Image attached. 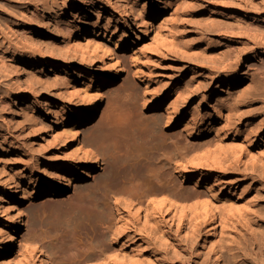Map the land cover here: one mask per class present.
<instances>
[{"label":"rangeland","instance_id":"obj_1","mask_svg":"<svg viewBox=\"0 0 264 264\" xmlns=\"http://www.w3.org/2000/svg\"><path fill=\"white\" fill-rule=\"evenodd\" d=\"M46 1L44 8L37 0H0V173L3 170L14 171L24 165L22 160L28 158L44 155L49 162L65 159L64 149L69 151L71 147L55 140L56 131L51 126L53 113L59 108L76 110L79 106L74 98H69L75 74L70 69L67 70L69 75L61 70L65 61L77 67L89 64L82 61L73 48L74 41L68 37L67 28L76 31L75 26L80 27L81 38L86 41L92 38L106 41L113 30L112 23H116L115 19L110 22L106 27L107 33L103 34L108 18L106 13L98 10L97 0L84 5L86 11L75 8L83 0ZM129 6L131 21H127V26L132 46L119 52L123 74L104 90L105 97L94 122L78 135L81 143L92 145L99 156L95 173L79 186H69L54 197L23 200L21 232L12 242L7 255L8 264H18L23 251L33 246L40 249L51 264H99L92 257L99 255L106 246L117 254V258L113 255L109 261L118 259L126 264L137 261H142L141 264H215V250L221 255V264H228L231 261L227 249L240 245L249 250L254 248L250 242L252 239L257 241L264 237V221H260L264 220V0H129ZM34 11L39 23H32L29 18ZM98 12L99 18L96 16ZM241 13L245 14L242 20L239 19L243 16ZM141 17L150 25L144 36L142 27L134 25ZM93 24L100 27L99 34L98 31L85 34ZM37 25L41 27L37 28ZM22 28L29 31L25 36L16 31ZM115 34L120 35L121 31ZM170 37L179 43L181 49L199 54L182 56L176 53L168 46ZM229 39L235 41L232 49L227 46ZM49 41L58 48L67 49V52H55L58 66L47 69L34 67L33 72L41 77L40 84L28 86L27 74L32 67L19 64L7 48L18 45L37 58L39 49L45 50L43 45L39 48L36 44L48 45ZM133 48L139 58L136 65L144 70L140 80L135 75L137 68L132 62ZM143 54L152 56V64H146ZM228 63H232L231 68H228ZM248 64H251L250 70ZM91 65L100 71L101 59H94ZM148 66L152 72L149 76ZM228 69L233 83L228 93H222V98L217 99L218 83L224 79ZM145 78L164 102L172 100L174 83H181L187 97L182 109L184 118L204 98L206 104L200 108L203 114L209 112L216 116L215 107L221 104L222 117H230L239 124V137L227 140L233 139L253 148L261 158L252 161L243 157L239 164L216 175L230 181L226 187H235L238 194L244 195L240 200L241 206L247 205L246 214L252 218L250 222L254 227L248 230L253 233L241 224L230 225L219 213L214 250L204 247L203 228L197 236L188 233L185 225L175 231V224L168 216H165L166 230L162 235L156 227L153 235L152 224H147L142 218L129 225L128 230L115 238L116 241L111 240L108 224L99 212L101 206L118 205L123 209L128 203L123 200L128 199L130 193L142 196L163 187L164 176L156 148L159 138L153 139L150 121L158 112L154 113L142 105V82ZM167 90L171 91L169 95L165 94ZM16 93H24L27 97L22 105H14L12 95ZM1 100L10 101L11 107L4 108ZM37 100L40 103H36ZM58 126L60 128L62 124ZM178 131L177 128L160 131L165 136L164 149L172 148L173 140L185 146V139ZM141 132L145 142L133 147L131 141L137 139ZM93 138L95 141L89 144ZM216 138L211 132L202 139H191V142L204 149L215 144ZM191 152H194L192 148ZM135 164L143 167V173L132 179ZM24 173L27 177H37L35 169ZM187 186L190 187V183H184V187ZM178 189L176 185L172 191L176 193ZM116 197L118 201H115ZM225 197L220 194L221 200ZM233 225L238 227L234 230ZM101 231L104 232L103 238L98 237ZM157 238L164 241L167 238L168 243L164 244Z\"/></svg>","mask_w":264,"mask_h":264},{"label":"bare ground","instance_id":"obj_2","mask_svg":"<svg viewBox=\"0 0 264 264\" xmlns=\"http://www.w3.org/2000/svg\"><path fill=\"white\" fill-rule=\"evenodd\" d=\"M90 1L83 0L75 8L86 11L87 9H85L84 5ZM37 3L45 8L47 1L37 0ZM95 3L99 11L107 14L108 22L104 27L103 34L107 33L108 30L106 27L110 22H113L115 19L116 23H112L113 30L107 35L106 41L99 38H92L86 41L81 38L80 27L75 26L76 31H73L74 28H67L68 37L74 41L73 48L77 50L81 60L89 64L87 66L77 67L70 64V62L65 61L63 63L61 71L64 74L69 75V72H67L68 69L75 74L71 84L69 98H74L79 107L76 110H67L65 108L56 109L51 122L52 128L56 131V136H54L55 140L61 144L66 143V146L70 145L71 149L69 151L64 149V160L58 159L55 162H49L42 155L39 158L22 160L24 165L16 168L14 171L3 170L0 173V264L9 263L10 260H8L7 255L11 249L12 242L21 232L24 215L22 208L23 200L28 199L34 201L54 197L58 193L64 192L69 186H79L81 182L87 180L95 173L97 165L100 162L99 156L96 150L93 149V146L91 145L90 147L85 142L81 143L78 135L81 134L83 129L90 127L94 122V119L100 111L101 101L105 97V94H103L104 90L111 87L117 78L123 74L119 52L120 49L127 50L131 48L132 44L129 41L132 37L128 32L127 26V21H131L129 0H97ZM143 7L142 5L141 9ZM36 8L38 7L36 6ZM99 13L96 15L97 18H99ZM241 14L243 16L239 17L240 20L245 15L243 13ZM29 18L32 23H39V17L36 11L31 13ZM207 21H212V19H208ZM135 24L142 27V36L146 35L149 31L150 25L144 17L136 20L134 22ZM93 25L92 29H86L84 33L87 35L90 33L96 34L98 31L99 34L100 27H97L96 24ZM36 27L41 26L37 25ZM19 30L17 29L16 31L24 36L25 33L29 32L24 28L21 31ZM118 30L121 31L120 35L115 34ZM52 32L53 29L50 30V33ZM50 35L52 39L53 35ZM175 41L173 37H170L168 46L176 53L182 56L199 54V52L196 53L187 49H181L179 43ZM227 42L228 48H234L232 43L235 41L233 39H229ZM47 43L48 45L43 43L36 44L39 48L40 45H43L45 50L42 51L40 48L39 53H37L39 55H37V58L34 55L28 54L18 45H10L7 48V51L15 56V60L19 64L24 63L32 67V70L27 74L28 86L40 84L41 77L33 72L34 67L41 66L43 69H47L51 66H58L59 59L55 54L57 52L63 54L67 52V49L58 48L51 41ZM1 50L2 48L0 47ZM132 51V62L137 68L135 75L140 80L141 78L139 76H143L144 70H142V67L136 65V61L139 58H137V52L134 51V48ZM201 54L203 55V52ZM144 58L146 64H152V56L146 55ZM94 59H101L100 71L92 67L91 64ZM228 59H230L229 56ZM231 67L232 63H228V68ZM247 67L250 70L251 64H248ZM148 70L147 76L152 75L150 66H148ZM229 71L230 69H228L227 73H224V79L218 83L217 99L222 98V93H228V88L233 83L231 82L233 78ZM247 73L242 72L241 74ZM60 80L64 82L63 77ZM142 83L144 87L143 107L145 109H151L154 113L158 112L156 114L157 116L150 119L152 123L151 134L153 135V139L159 138V142H156V148L164 182L161 183L163 186L162 189L148 191L142 196H139L137 193H130L128 199L123 200L121 198L123 201L128 202L123 209L119 208L118 205L109 206L103 204L101 206L99 212L108 224L107 231L109 233L111 232V240L113 242L116 241L115 238L128 230L129 225L139 222L142 218L145 219L147 224H152L151 233L153 235H155V232H153L154 227L162 235L166 230L165 216H168L170 222L175 224V231H179L185 225L188 226V233L192 236H197L200 228H203V245L204 247L208 246L212 248V250L215 249L216 228L220 223L217 220L219 213V215L223 214L225 216V219L230 222V225L241 224L242 227L245 226L243 227L244 229H253L252 222H250L252 218H248L249 216L247 217L246 214L247 205H244L245 207L241 206L242 201L240 200L243 199L244 195L241 193L238 194L235 187H226L225 185L230 181L222 180L216 175V173L222 172L229 167L236 166L241 162L243 157H247L252 161H258L261 158V156L258 157V154H256L253 148L233 140L241 134L239 124L230 117H226V119L222 117L220 110L221 104L215 107L217 110L216 116L209 112L203 114L200 108L206 104L204 98H201L191 108L189 116L184 118L182 109L186 104L187 97L181 87V83H174L172 89L173 97L168 102H164V99L162 100L156 94L155 90L149 85L150 82L147 81V78ZM170 93L171 91L167 90L165 94L169 95ZM12 96L15 100V106L22 105L24 100L27 99L24 93H16ZM7 97L10 98L11 95L8 93ZM202 97H204V94ZM36 103L40 102L37 100ZM11 104L8 100H1V105L4 108H10ZM60 123L62 127L59 128L58 125ZM174 128L179 129L178 133L183 135L185 146L182 147L173 140L171 142L172 148L167 147L164 149L163 142L165 136L160 131L162 129L170 131ZM211 132L217 136V142L215 144L203 149L202 146L196 147L191 142V139H202ZM138 135V137L135 135L137 139L135 138V140L131 141L133 147H139L141 143L145 142L142 141L143 132ZM228 138L233 139L227 140ZM93 141H95V138L90 140L89 144H93ZM247 141L248 146H250L249 138ZM191 148L194 150L193 153L191 152ZM134 167L135 170L131 175L132 179L138 178V175L140 176L143 173L142 166L138 167L135 164ZM34 169L37 173L36 178L31 176L27 177L26 173H24V171H33ZM204 171H208V173L203 174L202 172ZM184 183H190L191 186L184 187ZM176 185L179 186V189L174 193L172 188ZM220 194L226 196L225 200H221ZM118 199L116 197L115 201H118ZM243 212H245L247 218ZM260 221L264 220L260 219ZM237 227L234 226V230ZM98 237L103 238L104 232L101 231ZM261 237L257 241L255 239L250 241L252 246H254L252 249L246 250L247 248L244 249L242 248L244 246L241 247L240 245L227 249V256L229 254V260L231 261V263L228 261V264H246L247 261H250L251 264H264V237ZM157 239L164 244L165 242L166 244L168 243L167 238L165 241L160 238ZM256 247L257 250L255 251L254 249ZM112 256L117 258L115 250L106 246L99 255H94L92 259L98 260L99 264H126L125 261L118 259L109 261L108 259ZM214 256L215 264H221L222 259L218 251L215 250ZM141 262L137 261L133 264H141ZM18 264H51V262L44 257L40 249L33 246L32 249L23 251Z\"/></svg>","mask_w":264,"mask_h":264}]
</instances>
